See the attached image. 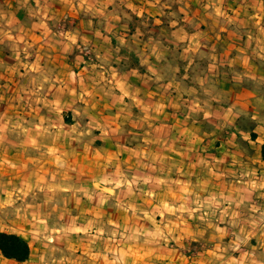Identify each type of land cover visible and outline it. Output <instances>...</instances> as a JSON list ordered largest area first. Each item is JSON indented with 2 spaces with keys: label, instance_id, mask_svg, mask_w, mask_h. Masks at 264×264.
<instances>
[{
  "label": "crops",
  "instance_id": "obj_1",
  "mask_svg": "<svg viewBox=\"0 0 264 264\" xmlns=\"http://www.w3.org/2000/svg\"><path fill=\"white\" fill-rule=\"evenodd\" d=\"M8 14L14 24L30 17L31 27L18 34L3 24ZM55 16H68L77 31L133 32L125 43L134 62L113 38L50 40ZM144 18L153 20L148 28ZM0 20V112L12 91H38L49 107L50 89L67 92L75 77L86 84L81 95L104 85L114 92V134L93 142H107L115 167L63 188L93 194L80 201L90 208L79 214V253L62 264H225L234 249L264 256V0H0ZM81 45L95 51V63H85ZM50 47L66 51L54 56L61 66L51 67ZM29 64L42 79L33 88L22 80ZM49 179V135L0 132V203ZM0 231L30 246L27 260L0 252L5 261L39 264L28 236Z\"/></svg>",
  "mask_w": 264,
  "mask_h": 264
},
{
  "label": "rangeland",
  "instance_id": "obj_2",
  "mask_svg": "<svg viewBox=\"0 0 264 264\" xmlns=\"http://www.w3.org/2000/svg\"><path fill=\"white\" fill-rule=\"evenodd\" d=\"M29 9H32V7L29 6ZM0 21L3 22V20ZM141 21H144L147 28L150 23H153V20L148 18L141 19ZM6 22L9 23V26ZM6 22L3 23L6 27L16 28L14 30L18 34H22L21 31L26 32V29L31 27L30 22H32V19L23 17L21 21L14 24L8 14ZM50 26L52 28L50 40L57 42L62 40H77L79 42L83 40L81 42L83 43L94 39H102L103 37L113 38L120 47L119 53L128 56L134 62L132 56L128 53L133 49L125 43L133 32L127 29L122 31H77L73 29V24L68 16L53 17L50 20ZM145 33L152 36V33L148 31ZM24 37L31 41L34 35L29 30ZM123 44H125V48L122 47ZM81 46L83 48L84 45ZM50 49H52L50 53L53 56L51 59L55 63L51 67L61 66L62 59L54 56L65 54L66 51L61 48L53 50L50 47ZM36 50L37 48L34 45H30L29 48L25 49V53H31L30 57H27L29 62H31L32 56H34L33 52ZM86 50V54L82 53L86 57L83 58V60H86L85 63H95L97 60L95 51L83 48V52ZM8 66H13V64L8 63ZM29 66L30 64L24 69L25 73L22 80L24 85L33 88L40 84L42 79L40 80L35 75L37 72L30 69ZM70 66L75 67L71 64ZM12 69L14 71V68ZM54 72L53 70L52 73ZM13 82H11L12 87L15 86V80ZM50 83L57 84L58 80L51 79ZM70 84L72 87L64 93H58L54 89H50L49 107L46 104L47 99L45 97L47 96L38 91L34 90V92H24L22 94H16L15 91H12L7 95V111L0 112V125H7L5 127L0 126V132L5 135L33 133L39 136H50V179L48 181L40 180V183H42L40 185H45L44 189L28 193L16 191L9 195L7 202L2 201L0 203V229L19 232L28 236L29 241L34 243L33 247H39V251L35 254L36 259L39 258V264H62L65 255L79 253V214L85 208H90L89 204L84 206L81 203L80 205V201L85 200L82 193L89 196L93 192H80L77 189L67 192L63 188L68 186L77 188L78 184L93 182L95 178H106L109 169L115 167L112 161L109 160L111 148L107 145V142H93L94 138L114 134V131L108 125L115 118L111 112V105H114L112 88L104 85L98 89H93L92 92L86 95V99L84 94H80L81 87L86 86L83 80L75 77L70 81ZM95 94H98L99 103L94 99ZM20 119L35 120L36 123L33 126H19L16 120ZM103 124L107 125L100 127ZM126 128V125H124L122 129L125 130ZM94 146H102V150L96 152ZM38 156L41 158L40 164L48 158L44 152L39 153ZM100 158H103L101 165H99L100 161L98 160ZM11 168H14V165ZM43 170L44 172H42ZM46 170V167H36V171H38V174H43L44 179L47 176ZM49 199L50 206L41 205ZM172 243L174 242L172 241ZM252 243L257 245L258 242L254 239ZM247 244H250V242H247ZM220 260H218V264H222V260ZM223 260L226 261L225 264H264V256L259 255L257 252L248 251L246 253L235 249ZM0 264L11 263L5 261L0 254ZM23 264H31V261L29 260Z\"/></svg>",
  "mask_w": 264,
  "mask_h": 264
},
{
  "label": "trees",
  "instance_id": "obj_3",
  "mask_svg": "<svg viewBox=\"0 0 264 264\" xmlns=\"http://www.w3.org/2000/svg\"><path fill=\"white\" fill-rule=\"evenodd\" d=\"M261 156L264 162V143L261 146ZM0 252L6 258L22 262L29 258L30 246L20 235L0 231Z\"/></svg>",
  "mask_w": 264,
  "mask_h": 264
}]
</instances>
